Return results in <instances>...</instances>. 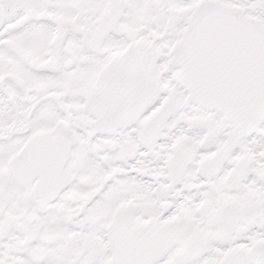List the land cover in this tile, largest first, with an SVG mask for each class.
Returning a JSON list of instances; mask_svg holds the SVG:
<instances>
[{
    "label": "snow or ice",
    "instance_id": "1",
    "mask_svg": "<svg viewBox=\"0 0 264 264\" xmlns=\"http://www.w3.org/2000/svg\"><path fill=\"white\" fill-rule=\"evenodd\" d=\"M0 264H264V0H0Z\"/></svg>",
    "mask_w": 264,
    "mask_h": 264
}]
</instances>
